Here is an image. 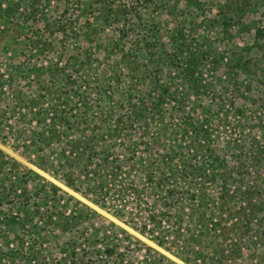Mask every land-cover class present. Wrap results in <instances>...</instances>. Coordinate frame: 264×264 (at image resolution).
<instances>
[{
    "label": "rangeland",
    "instance_id": "rangeland-1",
    "mask_svg": "<svg viewBox=\"0 0 264 264\" xmlns=\"http://www.w3.org/2000/svg\"><path fill=\"white\" fill-rule=\"evenodd\" d=\"M0 264H264V0H0Z\"/></svg>",
    "mask_w": 264,
    "mask_h": 264
},
{
    "label": "trees",
    "instance_id": "trees-1",
    "mask_svg": "<svg viewBox=\"0 0 264 264\" xmlns=\"http://www.w3.org/2000/svg\"><path fill=\"white\" fill-rule=\"evenodd\" d=\"M191 62L190 64L191 65H194V67H196V60H194L192 57H191V54L186 58V59H184V62H185V64L186 65H188L187 64V62ZM195 75H194V73H190L189 72V80H195ZM161 94V93H160ZM161 97H164L163 96V94L161 95ZM195 133H196V130H195ZM50 173H52V175L54 176L55 175V173L54 172H50ZM87 176V175H86ZM64 181V183L67 185V186H69V187H71V188H73L75 191H78V192H80L82 195H84L85 197H87L88 199H90L92 202H94L95 204H97L98 206H100V207H102V208H105L106 210H109L114 216H117V217H121V215L122 214H120V211L119 210H111V209H109L107 206H106V202L103 200V199H105V197H106V195H108V193H104V194H100V196H96V197H94V196H92V197H90L88 194H86V192H82L79 188H77V187H75L74 186V184L73 183H71V181H70V179L67 177L66 179H64L63 180ZM161 181L162 180H159V182L161 183ZM160 183H159V185H160ZM158 184L157 185H155L156 187H158L159 186ZM99 191H102L103 190V186H102V183L101 184H99ZM51 188H52V191L53 192H56V191H58L59 189L56 187V186H54V185H52L51 186ZM101 188V189H100ZM127 189H129V188H127ZM169 192V191H168ZM172 191L170 192V197L172 196ZM194 197V196H193ZM146 205H147V203H145ZM164 205H167L166 203H164ZM148 221L150 222V223H152V226L150 225V227H149V225H146V224H143V225H141L140 226V231L141 232H144L146 229H148L147 231H148V233H150V232H152V230L154 229V228H160L161 227V220H157L156 218H155V216L154 215H152V216H149L148 217ZM128 224H131L134 228H136V229H138L139 228V226H136L134 223H133V221L132 220H130V221H128L127 222ZM149 227V228H148ZM152 227V228H151ZM152 238H154V239H156V241L158 242V244L160 245V246H163L166 250H170V246L167 244V236L166 235H164V236H157V237H152ZM69 252H70V255L69 256H71L72 254V252H71V250H69ZM177 256H178V254H177ZM180 258L182 259V260H184L186 263L188 262V263H190V259L188 258V257H182V256H180Z\"/></svg>",
    "mask_w": 264,
    "mask_h": 264
}]
</instances>
